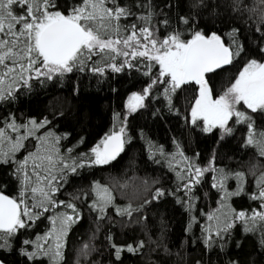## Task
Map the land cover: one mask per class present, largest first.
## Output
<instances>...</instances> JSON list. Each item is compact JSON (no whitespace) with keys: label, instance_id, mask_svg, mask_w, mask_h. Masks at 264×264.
Listing matches in <instances>:
<instances>
[{"label":"snow or ice","instance_id":"snow-or-ice-1","mask_svg":"<svg viewBox=\"0 0 264 264\" xmlns=\"http://www.w3.org/2000/svg\"><path fill=\"white\" fill-rule=\"evenodd\" d=\"M223 6L221 0H189L186 14L181 15L178 11L177 26L173 27L171 10L179 7L185 11L183 3L177 5L173 0H164V7L159 12L153 0H134V4L122 3L121 0H81V3L66 11L60 10L56 0H0V101L14 99V89L22 86L30 89L33 78L44 85L77 72L89 71L101 75L108 68L121 72L125 64L129 68L134 67L129 62L130 56L155 61L159 68L151 83L142 91H134L129 95L126 104L128 112L124 114L119 130L114 128L105 133L90 149V153H80L73 157L71 153L75 146L66 152L62 151L59 145L62 136L51 128L38 135V130L50 124L47 117L40 121L36 117H28L22 123L13 113L4 117V127H0V162L16 165L13 174L20 180V188L17 196H9L0 191V248L11 247L19 230L31 227L33 221L46 215L49 209H55L54 216H47L52 227L44 234V239L51 237L54 243L45 248L38 242V237L34 249L29 251L21 247L20 252L30 259L47 256L49 264H66L63 251L66 238L72 226L82 219V214L72 200H59L55 196L63 187L61 181H66L67 173H75L78 168L110 165L116 160L126 143L128 114L144 107L146 98L155 99L152 95L154 86L163 89L162 93H156L162 97V101L158 102L166 103L169 111L179 114L180 109L175 106L173 96L182 86L192 81L199 85V89L191 105V124L200 125L202 131L209 133L218 127L222 130L221 138L235 131L234 126H229L230 121L234 125H246L248 132L244 143L246 146H254L261 159L251 163L247 171H242L217 165L214 154L208 166L202 167L183 155V149L175 139V153L166 152L163 145L152 141H149V153L152 156L159 153L162 158L179 154L184 161H189L182 165L184 171L177 172L178 189H183L184 197L172 193L177 195V202L186 203L189 212L198 199L197 186L204 181L205 172H211V187L218 190L220 200L218 209L206 214L210 223L201 228L203 244L207 248L219 247L223 250L233 227L238 223L243 225L245 233L259 231V242L264 247V210L253 209L249 215L248 210L237 211L228 203L231 197L244 191L248 175H251L257 191L251 193L250 198L261 201V208L264 209V163L261 162L264 161V130L257 131L253 115L249 111L240 110L243 102L252 113H264V61L249 59L235 79L219 95L214 96L206 74L222 65L231 64L234 58L244 52V45L238 36L241 30L233 27L227 33L229 43L226 44L218 32L207 33L194 26L198 17L204 13L218 15ZM230 7L232 12L248 11L249 19L251 14L259 17L256 31L262 34L259 50L264 56V0H258V3L251 6L244 4L243 0H232ZM158 15H163V20L153 23ZM129 18H133L131 23H121L122 19ZM161 24L165 30L171 28L162 38L158 36ZM181 25L184 30H181ZM185 31L190 33V38L185 36ZM120 45L132 50L122 51ZM136 47L142 50L137 51ZM117 55H123L124 63L115 62ZM146 67L148 71L144 74L151 75L153 64L149 63ZM119 115L114 113V120ZM7 129L17 134L15 139ZM32 136H36L37 141L34 150L17 160L15 154L26 147L25 141ZM233 178L236 188L230 190L228 182ZM91 191L94 195L88 206L90 212L96 215L98 230L104 220L110 219V206L118 215L131 218L134 212L138 213L145 205L160 199L170 190L157 187L150 198L139 206H134L131 201L118 204L113 188L99 181L93 182ZM83 195L87 197L88 193ZM58 206L66 210L60 211ZM198 219L194 215L190 216L188 231H191ZM108 241L115 249L117 259L122 249L141 252L151 242L150 239H141L135 244L116 245L111 235ZM24 244L31 247L29 241H24ZM92 251L93 247L84 244L77 254L75 264H81V257L90 256ZM165 251L168 249L165 248ZM0 264L5 262L0 260ZM196 264H203V261L197 260ZM227 264L240 262L229 259Z\"/></svg>","mask_w":264,"mask_h":264},{"label":"trees","instance_id":"trees-1","mask_svg":"<svg viewBox=\"0 0 264 264\" xmlns=\"http://www.w3.org/2000/svg\"><path fill=\"white\" fill-rule=\"evenodd\" d=\"M121 2L134 4V0ZM173 2L177 5L183 3L185 9L181 11L176 7L171 10L172 24L175 27L176 13L179 11L181 15L186 14L189 0ZM56 3L60 10L66 11L81 3V0H56ZM153 3L157 5V12L164 7V0H153ZM221 3L224 6L219 9L218 15L204 13L195 20L194 26L207 33L218 32L226 44L229 43L227 33L233 27L239 28L241 31L238 36L244 45V52L234 58L226 68L206 75L214 96L219 95L235 79L249 59L264 61V56L259 50L262 34L256 31L259 17L251 14L249 19L248 11L232 12V0H221ZM243 3L251 6L258 3V0H243ZM163 18V15H158L153 23ZM132 19H122L121 23H131ZM159 27L160 38L171 31V28L165 30L163 24ZM180 27L184 30L183 25ZM185 36L190 38V33L185 31ZM120 47L122 51L132 50L124 45ZM136 50L140 51L142 48L136 47ZM128 59L134 67L129 68L125 64L124 70L118 73L111 68L101 75L89 71L77 72L66 75L62 80L48 81L44 85L33 78L30 89L27 86L14 89V99L0 101V127H4V117L9 113L15 114L21 123L28 117H36L38 121L47 117L50 124L38 130V135L51 128L57 135L62 136L59 142L62 151L66 152L68 148L75 146L71 153L73 157L80 153H90V149L105 133L114 128L119 130L120 122L128 112L125 107L127 97L134 91H142L158 74L159 68L155 61H148L139 56H130ZM115 62L124 63L123 55H117ZM149 63L153 64L152 72L151 75H145L144 72L148 71L146 65ZM198 89L199 85L188 83L177 90L173 96L175 106L180 109L177 114L175 111H169L166 103L158 102L162 101V97L156 93H162L163 89L154 86L152 95L155 99L146 98L144 107L128 114L126 143L116 160L110 165L85 166L78 168L75 173H67L66 181H61L63 187L55 196L59 200H72L76 203L81 209L82 219L72 226L66 238V246L63 249L66 264H75L77 254L84 244L93 247V251L90 256L81 257V264H196L197 260L203 261V264H227L229 259L239 260L240 264H264V247H261L259 242V231L245 233L243 225L239 223L233 227L223 250L219 247L209 249L203 244L201 228L210 223L206 214L218 209L220 200L218 190L211 187L210 171L205 172L204 181L197 186L198 199L194 201V207L189 212L186 203L177 202V195L184 197L183 189H178L177 172L184 171L182 165L189 161H184L179 154L162 158L159 153L155 156L149 153V141L163 145L168 153H175V139L179 141L183 155L202 167L208 166L214 154L217 165L242 171H247L251 163L261 159L254 146H246L244 143L248 132L246 125H234L230 121L229 126H234L235 131L221 138L222 130L219 128H214L209 133L202 131L200 125L191 124L190 110L198 95ZM240 110L249 111L253 115L257 131L264 130V113H252L243 102ZM114 113L120 114L115 120ZM7 131L15 139L17 134L12 133L11 129ZM23 131L22 129L21 132ZM65 133L68 135H62ZM79 141L82 142L78 143ZM36 143V136L29 137L25 141L26 147L15 154L17 160L23 159L27 152L33 151ZM177 159L180 163H175ZM15 168V164L0 162V191L9 196H17L20 188V180L13 174ZM94 181L111 186L118 204L131 201L134 206H139L145 199L150 198L157 187L170 191L160 199L152 200L138 213L134 212L131 218L118 215L110 206V219L104 220L97 230L96 215L90 212L88 206L94 195L91 191ZM228 187L230 190L236 188L234 178L229 180ZM256 191L255 180L248 175L244 191L231 197L228 203L237 211L248 210L249 215L253 209L264 210L261 208V201L250 198V194ZM173 192L177 195H173ZM83 193H88V196L85 197ZM58 208L60 211L66 210L63 206ZM55 214V209H49L46 215L33 221L31 227L19 230L11 247L0 248V260L5 264H49L47 256L30 259L22 254L20 249H34L38 237L41 238L51 227L47 216ZM193 215L199 219L193 224L191 231H188L189 219ZM211 223L214 224L215 221ZM109 235L116 245L135 244L141 239H150L151 242L147 243L141 252H130L124 248L117 259L115 249L108 241ZM24 241H29L31 247L24 244ZM165 248L168 251H165Z\"/></svg>","mask_w":264,"mask_h":264},{"label":"rangeland","instance_id":"rangeland-1","mask_svg":"<svg viewBox=\"0 0 264 264\" xmlns=\"http://www.w3.org/2000/svg\"><path fill=\"white\" fill-rule=\"evenodd\" d=\"M238 75V74H237ZM129 97V96H128ZM128 97H127V100H128ZM127 100H126V102H125V107H126V104H127ZM246 106V105H245ZM247 107V106H246ZM126 109H127V107H126ZM128 110V109H127ZM218 128V127H217ZM177 161H178V159H177ZM177 161H175V163H177ZM51 227H52V224H51ZM51 227H50V229H51ZM38 241V240H37ZM36 241V242H37ZM39 243H41V244H43L44 246H45V248H47V246L49 245V244H52V243H54L53 242V240H52V238L51 237H48L47 239H44V235L41 237V238H39V241H38ZM35 246H36V244H34V248H35Z\"/></svg>","mask_w":264,"mask_h":264},{"label":"water","instance_id":"water-1","mask_svg":"<svg viewBox=\"0 0 264 264\" xmlns=\"http://www.w3.org/2000/svg\"><path fill=\"white\" fill-rule=\"evenodd\" d=\"M228 65H222L220 68H218V69H214L211 73H214V72H217V71H219V70H222V69H224V68H226ZM211 73H208V74H211ZM207 75V74H206ZM189 83H195L196 84V82H194V81H192V82H189ZM7 195V194H6Z\"/></svg>","mask_w":264,"mask_h":264}]
</instances>
